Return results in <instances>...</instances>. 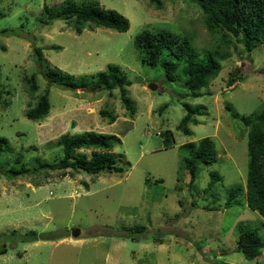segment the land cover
<instances>
[{"label":"rangeland","instance_id":"374dc122","mask_svg":"<svg viewBox=\"0 0 264 264\" xmlns=\"http://www.w3.org/2000/svg\"><path fill=\"white\" fill-rule=\"evenodd\" d=\"M63 1L0 0V138L10 147L0 154V168L12 167L18 154L29 169L37 162H57L61 135L95 132L119 138L113 152L123 156L117 158L122 172L94 176L40 170L8 178L0 171V264H264V217L247 207L244 195L248 128L225 109L229 104L246 116L264 107V49L257 46L248 54L235 42L224 47L189 0H161V8L148 0H73L97 1L129 21L125 33L84 28L78 35L73 22L50 20L44 12L45 6ZM143 30L188 36L199 51L218 49L230 56L202 96L192 97L182 81L168 82L162 69L140 63L133 40ZM33 47L42 50L45 65L35 61ZM109 65L130 83L133 118L117 89L109 94L51 85L47 117L26 119L25 111L48 88L47 66L80 79L97 76ZM239 68L243 79L229 86ZM32 74L38 86L33 95L25 83ZM183 103L203 109L188 136L178 129ZM102 109L116 117L114 123L101 117ZM166 132L172 135L168 147ZM203 138L213 140L218 159L199 164L190 185L180 147ZM80 152L91 157L90 150ZM211 172L221 180L207 189ZM236 187L243 192L227 206L229 190ZM241 226L262 240L261 256L253 261L236 251ZM132 227H144L143 234L128 236ZM30 231L45 239L20 243L11 237Z\"/></svg>","mask_w":264,"mask_h":264},{"label":"trees","instance_id":"16d2710c","mask_svg":"<svg viewBox=\"0 0 264 264\" xmlns=\"http://www.w3.org/2000/svg\"><path fill=\"white\" fill-rule=\"evenodd\" d=\"M156 8H161V0H148ZM201 9L202 19L206 29L221 37L224 47L233 45V42L242 46L243 50L250 54L257 46L264 49V0H189ZM44 12L50 20H61L73 22V30L78 35L84 28H103L119 33H125L129 29V21L123 15L113 10H107L100 6L97 1H83L76 3L73 0H64L60 5L44 7ZM0 17H4L0 15ZM6 33V31H4ZM12 33V32H10ZM134 49L138 52L140 63L150 67L162 69L164 78L168 82L182 81L184 89L192 97L202 96L201 90L208 87L222 69L221 61L230 54L221 53L217 50L194 48L191 37L179 36L170 31L161 30L152 33L143 30L133 40ZM53 49L58 50V47ZM35 61L45 65L42 50L33 47ZM44 76L48 88L36 98L35 104L25 111L27 120L40 121L47 117L50 110L49 87L57 85L63 89L77 90L85 89L90 91H105L109 94L114 90L119 91V99L122 106L128 112V117L133 118L135 108L132 100L127 95L126 87L129 82L121 74L116 66L109 65L105 71L99 72L97 76L89 78H75L53 67H46ZM244 73L236 70L230 75L227 84L231 86L243 79ZM28 92L33 95L38 91L36 75L32 74L25 81ZM185 115L181 119L178 129L184 135H190V124H197L196 116L203 114L202 106L192 107L183 103ZM166 105L163 106V109ZM227 112L233 119L239 118L247 133V157L248 170L245 185V200L247 207L264 217V107L242 116L233 112L232 107L225 106ZM99 114L106 118L109 124L115 122L116 117L107 109H102ZM163 137L164 146H170L171 133L166 132ZM58 146L62 149V157L57 162H37L32 169H29L23 162V156L18 154L14 158V164L9 169L0 171L8 178H17L26 174L37 173L40 170L84 172L89 175L101 173H121L122 168L117 165L118 156L113 152L114 147L120 143L119 138L114 135H106L95 132H86L80 135L63 134L58 138ZM81 150H90L91 157L81 153ZM184 152L182 158V169L190 176V185L195 181L199 164L210 165L217 162L218 155L215 144L210 138H203L198 142L187 143L180 147ZM10 151L7 139L0 138V154ZM122 159V158H120ZM221 180L217 172L210 173V183L207 189ZM150 186V180H146ZM160 185L162 180L154 181ZM242 189L231 188L227 200V206L235 200ZM123 229V227L121 228ZM125 230V229H124ZM129 235H141L144 227H132L127 229ZM236 251L243 254L248 261H253L261 256L263 243L255 230L246 226L238 228ZM10 237V236H9ZM11 237L20 243L35 242L45 239V236H38L36 232L30 231L26 234L12 233ZM133 238V237H131ZM134 240V239H133ZM1 253H5L3 250Z\"/></svg>","mask_w":264,"mask_h":264},{"label":"water","instance_id":"95a60500","mask_svg":"<svg viewBox=\"0 0 264 264\" xmlns=\"http://www.w3.org/2000/svg\"><path fill=\"white\" fill-rule=\"evenodd\" d=\"M151 90H155V87L154 86H150L149 87Z\"/></svg>","mask_w":264,"mask_h":264}]
</instances>
